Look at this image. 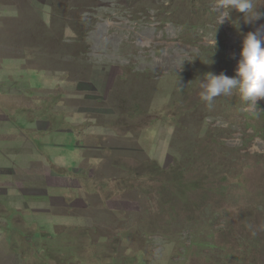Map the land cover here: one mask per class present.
Listing matches in <instances>:
<instances>
[{
  "label": "rangeland",
  "instance_id": "obj_1",
  "mask_svg": "<svg viewBox=\"0 0 264 264\" xmlns=\"http://www.w3.org/2000/svg\"><path fill=\"white\" fill-rule=\"evenodd\" d=\"M215 2L0 0V264H264V99L199 95L264 17Z\"/></svg>",
  "mask_w": 264,
  "mask_h": 264
},
{
  "label": "clouds",
  "instance_id": "obj_2",
  "mask_svg": "<svg viewBox=\"0 0 264 264\" xmlns=\"http://www.w3.org/2000/svg\"><path fill=\"white\" fill-rule=\"evenodd\" d=\"M233 9L243 13V20L249 25L264 17V13L254 6L253 0H216L213 11L219 13L218 24L230 19ZM213 47L216 48L215 34ZM235 72L236 75L232 77L224 72L204 73L199 84L201 100L211 106L216 97L231 95L233 90L252 104L264 99V25L243 34ZM177 85L183 87L179 80Z\"/></svg>",
  "mask_w": 264,
  "mask_h": 264
}]
</instances>
